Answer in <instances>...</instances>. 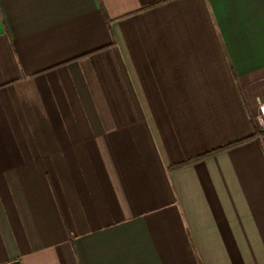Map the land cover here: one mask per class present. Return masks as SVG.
I'll list each match as a JSON object with an SVG mask.
<instances>
[{"label":"crops","instance_id":"obj_1","mask_svg":"<svg viewBox=\"0 0 264 264\" xmlns=\"http://www.w3.org/2000/svg\"><path fill=\"white\" fill-rule=\"evenodd\" d=\"M12 260L264 264V0H0Z\"/></svg>","mask_w":264,"mask_h":264},{"label":"water","instance_id":"obj_2","mask_svg":"<svg viewBox=\"0 0 264 264\" xmlns=\"http://www.w3.org/2000/svg\"><path fill=\"white\" fill-rule=\"evenodd\" d=\"M3 264H20V262L18 260H12Z\"/></svg>","mask_w":264,"mask_h":264},{"label":"trees","instance_id":"obj_3","mask_svg":"<svg viewBox=\"0 0 264 264\" xmlns=\"http://www.w3.org/2000/svg\"><path fill=\"white\" fill-rule=\"evenodd\" d=\"M255 132L253 131V134H254Z\"/></svg>","mask_w":264,"mask_h":264}]
</instances>
